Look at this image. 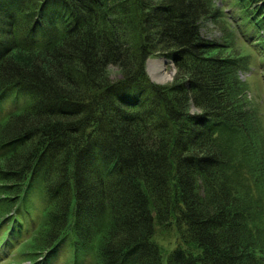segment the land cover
I'll return each instance as SVG.
<instances>
[{
	"label": "trees",
	"instance_id": "obj_1",
	"mask_svg": "<svg viewBox=\"0 0 264 264\" xmlns=\"http://www.w3.org/2000/svg\"><path fill=\"white\" fill-rule=\"evenodd\" d=\"M231 26L264 76V0H0L4 253L32 234L31 264H164L173 225L165 264H264V133ZM156 56L171 81L149 79Z\"/></svg>",
	"mask_w": 264,
	"mask_h": 264
},
{
	"label": "rangeland",
	"instance_id": "obj_2",
	"mask_svg": "<svg viewBox=\"0 0 264 264\" xmlns=\"http://www.w3.org/2000/svg\"><path fill=\"white\" fill-rule=\"evenodd\" d=\"M218 1V0H217ZM217 4H220L217 2ZM229 24V22H228ZM232 32L235 36L236 46H238L240 52L242 54H249V66L247 69L243 70L240 74V78L242 82L245 83V98L248 102L249 107L252 109V111L255 114L257 124L259 125V134L264 133V76L263 71L260 69L259 65V58L256 56L254 52L250 49V47L246 46L245 43H243L241 37L239 36L238 32L235 31L234 27L231 26ZM215 35L219 36V32L215 30ZM160 60V57H149L146 61H148V65L146 67V73L149 77V79L154 83L164 84L172 80V77L174 75L173 71V63L166 61V70L168 72H172V75L169 80L165 82H157L153 80L152 73H151V67L149 65L150 60ZM111 71H114L115 69L111 67ZM114 76L115 73H112ZM26 97L24 94H18L16 91H12L11 95L8 97V101L4 104L5 110H10L12 105L14 103H22L23 100L19 99L20 97ZM21 97V98H22ZM18 100V101H17ZM19 106H16L12 110L20 111L21 108ZM259 141V140H257ZM263 147H264V139L262 141ZM242 178L239 183V187L242 189V191H246L250 189L252 192L251 194H256L257 191H254V188L251 186L250 175L243 171L242 172ZM27 206H29L31 210V215L33 218H35L38 222H42V219L44 217V196L42 191L35 190L33 191L27 200ZM261 224H263L264 228V215L261 219ZM1 232V230H0ZM32 237V234L24 240L19 246H14L10 250L6 251L4 253L2 247L0 246V264H31L25 255L23 254L25 250V244L27 241ZM153 241L161 248V251L163 253V263L165 264V254L172 249L176 244L179 243V234L176 230V228L172 225L168 229H162L160 226L155 227V235L153 237ZM57 259L56 264H72V258H71V252L70 250L64 249V251L60 252L59 257L55 258L54 261Z\"/></svg>",
	"mask_w": 264,
	"mask_h": 264
},
{
	"label": "bare ground",
	"instance_id": "obj_3",
	"mask_svg": "<svg viewBox=\"0 0 264 264\" xmlns=\"http://www.w3.org/2000/svg\"><path fill=\"white\" fill-rule=\"evenodd\" d=\"M148 65V61H146V67ZM151 67V73H152V78L155 81L158 82H165L170 79L172 72H168L166 70V63L162 59L158 60H150L149 63Z\"/></svg>",
	"mask_w": 264,
	"mask_h": 264
},
{
	"label": "water",
	"instance_id": "obj_4",
	"mask_svg": "<svg viewBox=\"0 0 264 264\" xmlns=\"http://www.w3.org/2000/svg\"><path fill=\"white\" fill-rule=\"evenodd\" d=\"M160 59H162L164 61V63L167 61V59L163 58V57H160ZM173 71L175 73V67L173 66ZM158 82V81H157Z\"/></svg>",
	"mask_w": 264,
	"mask_h": 264
}]
</instances>
